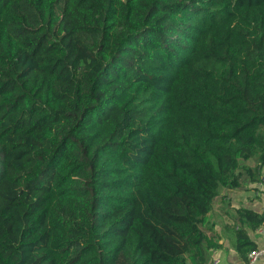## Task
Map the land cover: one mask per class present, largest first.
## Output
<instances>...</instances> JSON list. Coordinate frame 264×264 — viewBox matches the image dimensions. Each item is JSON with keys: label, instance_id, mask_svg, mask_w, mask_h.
Here are the masks:
<instances>
[{"label": "trees", "instance_id": "obj_1", "mask_svg": "<svg viewBox=\"0 0 264 264\" xmlns=\"http://www.w3.org/2000/svg\"><path fill=\"white\" fill-rule=\"evenodd\" d=\"M263 166L264 0H0V264H210Z\"/></svg>", "mask_w": 264, "mask_h": 264}, {"label": "crops", "instance_id": "obj_2", "mask_svg": "<svg viewBox=\"0 0 264 264\" xmlns=\"http://www.w3.org/2000/svg\"><path fill=\"white\" fill-rule=\"evenodd\" d=\"M264 177V166L261 168ZM264 179V178H263ZM236 208L252 210L264 216V180L256 184H242L239 188H218V194L213 200L211 209L206 216L207 233L211 236L212 244L207 249L208 263L215 258L218 264H246L234 249L232 225L242 227L247 238L253 242L254 248L261 245L257 228L250 229L237 220ZM216 215V217H215ZM247 256V254H246ZM253 264H264V253L257 257Z\"/></svg>", "mask_w": 264, "mask_h": 264}, {"label": "built area", "instance_id": "obj_3", "mask_svg": "<svg viewBox=\"0 0 264 264\" xmlns=\"http://www.w3.org/2000/svg\"><path fill=\"white\" fill-rule=\"evenodd\" d=\"M264 177L261 178V180ZM257 233L259 235L260 241H261V245L257 248H254L252 250H250L247 253L246 256V264H253L254 261L257 259L258 256L262 255L264 253V224L260 225L259 227H257ZM219 259L215 258L211 261V264H218Z\"/></svg>", "mask_w": 264, "mask_h": 264}, {"label": "rangeland", "instance_id": "obj_4", "mask_svg": "<svg viewBox=\"0 0 264 264\" xmlns=\"http://www.w3.org/2000/svg\"><path fill=\"white\" fill-rule=\"evenodd\" d=\"M222 188V187H221ZM215 217H216V215H215Z\"/></svg>", "mask_w": 264, "mask_h": 264}]
</instances>
